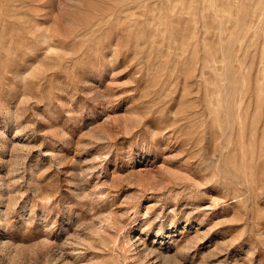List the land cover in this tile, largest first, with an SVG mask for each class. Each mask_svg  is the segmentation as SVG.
<instances>
[{
	"label": "rangeland",
	"instance_id": "rangeland-1",
	"mask_svg": "<svg viewBox=\"0 0 264 264\" xmlns=\"http://www.w3.org/2000/svg\"><path fill=\"white\" fill-rule=\"evenodd\" d=\"M0 264H264V0H0Z\"/></svg>",
	"mask_w": 264,
	"mask_h": 264
}]
</instances>
